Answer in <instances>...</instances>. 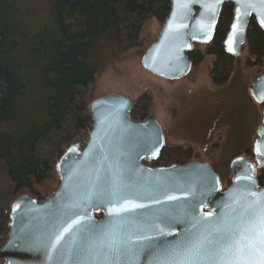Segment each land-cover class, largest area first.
I'll list each match as a JSON object with an SVG mask.
<instances>
[{
  "label": "water",
  "instance_id": "1",
  "mask_svg": "<svg viewBox=\"0 0 264 264\" xmlns=\"http://www.w3.org/2000/svg\"><path fill=\"white\" fill-rule=\"evenodd\" d=\"M225 3L232 4V14L223 48L240 56L252 18L264 33L261 0H169L156 39L141 55L143 69L169 79L186 74L191 66L187 54L193 44L213 39ZM249 91L263 105L251 148L254 158L238 155L230 161L225 189L208 162L147 165L163 148L161 129L151 116L132 121L127 96L90 100L85 142H72L54 164L58 186L41 200L29 192L12 200L0 261L157 264V258L193 236L213 233L209 238H218L264 194L256 173L264 169V72ZM217 227L219 234L213 231Z\"/></svg>",
  "mask_w": 264,
  "mask_h": 264
},
{
  "label": "trees",
  "instance_id": "2",
  "mask_svg": "<svg viewBox=\"0 0 264 264\" xmlns=\"http://www.w3.org/2000/svg\"><path fill=\"white\" fill-rule=\"evenodd\" d=\"M168 12L169 0H0V247L15 196L26 191L41 199L38 187L48 180L55 188V162L80 131L91 128L87 98L97 74L96 52L110 46L130 54L140 46L146 22L162 25ZM231 14L232 4L225 3L213 39L203 52L188 53L192 66L213 57L210 78L217 87L234 67L222 44ZM244 53L247 67L264 69V33L253 18ZM150 107V96L141 94L129 118L144 120ZM189 154L162 150L149 165L183 164ZM257 180L264 186V169Z\"/></svg>",
  "mask_w": 264,
  "mask_h": 264
},
{
  "label": "rangeland",
  "instance_id": "3",
  "mask_svg": "<svg viewBox=\"0 0 264 264\" xmlns=\"http://www.w3.org/2000/svg\"><path fill=\"white\" fill-rule=\"evenodd\" d=\"M161 26L162 25L155 20L151 19L147 21L140 34V46L130 54L121 55L119 50L115 51L114 47L110 46L101 48L96 52L95 61L97 65V74L94 84L90 87L91 90L87 98V103L106 92L116 91L119 92L118 94L124 93L123 86H128V84H130L129 79L132 76V71H135V67L141 66V55L146 47L156 39ZM246 60L247 55L243 50L240 56L234 57V67L226 84L217 87L211 83L214 88L205 90L207 93H210V96H206L205 98L204 113L206 115L210 114L211 118H213L210 126H213V136L215 137L214 141L216 144L213 147L215 150L212 149L211 151L209 148V151H207L208 154L205 153L196 159L201 162H211L210 165H213L212 168L214 167V171L220 178L222 189L226 188L230 183L231 172L230 169L228 170V165L231 158L236 154L244 155L249 158L247 156V150H251V145L256 137V129L261 120L262 107L252 98L249 87L257 76L264 72V69H259L254 66L247 67L245 65ZM212 62V56H204L201 62L204 64L203 70H206L205 74L207 78L209 75L210 80ZM198 66L199 65L192 66L191 70L197 69ZM243 75H246L247 78L245 87L241 89L242 85L239 78L241 79ZM140 95L141 93L135 97L133 103ZM151 99L150 96L151 107L149 108L148 115L151 110L153 111L156 109L154 104L152 107ZM214 117H216V119H214ZM87 132L80 131L74 141L84 143ZM209 155L210 157L212 156V158H210ZM189 156L191 159L192 157L198 156V153L193 154V152L190 151ZM216 158L218 160H216ZM54 186L52 180H48L44 185L39 186L38 189L41 193L40 198L43 199L58 185L55 188ZM22 192L26 191H20L19 193Z\"/></svg>",
  "mask_w": 264,
  "mask_h": 264
},
{
  "label": "flooded vegetation",
  "instance_id": "4",
  "mask_svg": "<svg viewBox=\"0 0 264 264\" xmlns=\"http://www.w3.org/2000/svg\"><path fill=\"white\" fill-rule=\"evenodd\" d=\"M204 46L195 44L193 50L203 52ZM203 65L201 63L197 69L191 70L190 68L183 76L172 79L153 75L143 69L142 66H137L135 71H132V76L129 79L130 84L123 86V95L130 98L131 102L140 93L151 96L152 107L154 104L156 109L151 110L147 117L154 118L161 129L162 150H187L193 154L198 153V156L191 159L199 158L205 153L208 154L209 148L212 151L216 144L213 136L214 129L213 126H210L213 118L210 114L204 113L205 98L210 96V93L205 90H211L214 86L211 84L209 75L207 78ZM246 78V75H243L241 79L239 78L242 85L241 89L245 87ZM118 93L110 91L103 95ZM250 151L251 154L247 156L253 160L252 150ZM238 155L240 154L235 156ZM216 160L218 159L216 158ZM208 163L211 164L210 161Z\"/></svg>",
  "mask_w": 264,
  "mask_h": 264
},
{
  "label": "snow or ice",
  "instance_id": "5",
  "mask_svg": "<svg viewBox=\"0 0 264 264\" xmlns=\"http://www.w3.org/2000/svg\"><path fill=\"white\" fill-rule=\"evenodd\" d=\"M260 22L264 25V18ZM261 197L218 238L210 239L213 233L193 236L157 258V264H264V194ZM213 231L219 234L222 229Z\"/></svg>",
  "mask_w": 264,
  "mask_h": 264
}]
</instances>
